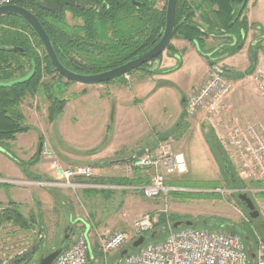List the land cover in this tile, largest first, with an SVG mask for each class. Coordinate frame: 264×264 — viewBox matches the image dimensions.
<instances>
[{"label":"rangeland","instance_id":"1","mask_svg":"<svg viewBox=\"0 0 264 264\" xmlns=\"http://www.w3.org/2000/svg\"><path fill=\"white\" fill-rule=\"evenodd\" d=\"M152 8L156 11H162L166 9V5L163 4L161 0H155ZM65 21L70 26L81 25V21L72 17V15L68 12L65 13ZM2 23H4V25L0 24L1 28H3V26L5 28V25H7V28L11 27V29H14L11 24L14 26L18 24L17 20H14L13 18L6 19ZM255 36L258 35L256 34ZM30 41L34 44L35 40L31 39ZM36 51L38 53L42 52L39 48H37ZM225 54L226 53L223 55ZM257 54L258 51L254 48L247 52H242V55L234 61L235 72L238 75L246 74L249 70L248 67L251 64L253 57L255 58ZM180 63L181 66L179 69H176L174 72L164 76V82L167 83L165 88L151 92L146 91L142 94L135 93L136 96L134 98H130V101H142L141 106L140 103L135 105L134 120H138L136 117H138L139 120L131 121L132 134L135 135L133 132V130H135L138 134L137 137H139V130L141 129L142 132L143 129V142L148 141L151 137L152 139L156 137L154 140L155 142L152 144L153 146L150 145L148 149L153 148L159 143H164L169 145L174 152L182 153L186 159L187 172L181 176L169 177L166 181V184H172L174 182L178 184L176 185L177 187H174L176 189L174 190V193H170L167 197V210L169 212L171 225L177 222L192 221L194 222V226H192V228L220 230L224 232H237L238 230L242 231L241 233L245 235L247 234L246 230L248 229V225L251 223L250 228L255 233L252 227L253 221L250 220L246 209L239 205L237 202L238 199L235 198L233 194L237 195V193L245 191L251 197L254 209L259 213L256 222L264 223V196H260L259 194L262 190L251 188L249 183L245 182L247 190L229 187L226 176L222 171L220 158L224 156L235 169L234 152L225 143V126L230 125V120L232 119L239 125L246 123H260L264 127V105L261 101L245 102L243 105L244 109L242 111L244 118L247 120L245 123H241L233 115L231 105H229L227 101H225V103L227 104L229 110L227 115L221 119V122L216 121L215 118L213 119L212 117L204 115L202 112L198 113L194 117L187 118L183 115L184 110L181 108L179 103L182 98L186 100L189 95L196 90L190 91V88L195 85L198 80H200L204 69L201 60L193 55H185L181 61H178L179 65ZM211 69L213 68L210 67L208 72ZM223 74L231 86L229 90L230 93L232 84L225 73ZM142 75V72H135L132 75H129L130 77L128 81H126L123 76L113 81L123 85V83H130L132 78L137 80ZM150 77L156 85L158 81L153 78V76ZM205 80L206 78L201 79L198 88ZM244 80L247 85H253L249 78L245 77ZM42 81L46 84L47 89L44 90L43 88H40L35 96L27 97L23 100L31 101L30 106L32 111L37 108L38 101H41V104L42 102L47 101L45 96L46 92L58 100L96 101V90L99 89L97 88L99 84L85 85L73 83L68 82L63 78H59L58 76H43ZM83 89H87L88 93V96L84 98L81 97V91ZM129 92L131 93V90ZM39 106L37 108L38 114L40 110ZM34 120L40 125L37 118H34L33 121ZM80 131L81 130L79 129V132ZM121 132L124 133L122 128L120 129V134H122ZM163 138H166L165 141ZM140 139L141 138H139L138 141ZM130 142H132L131 139ZM6 144L7 142L5 145ZM43 145H46L45 148L49 150V146L46 143H41L40 155L42 158L43 156L41 153ZM52 154V160L43 159L51 163L50 172L51 178L53 179V162L57 161L53 152ZM123 166H125V164H123ZM125 172L127 175H130V173H127L126 170ZM78 179H76V182ZM6 180L9 181V179ZM11 180L26 181L29 179L23 178ZM1 184L4 185V182L0 179V185ZM167 185L170 186L169 184ZM179 185H186L190 187L192 185V187L194 186L195 188H180L178 187ZM12 187L19 189H47L45 187H38L34 185H12ZM6 189L7 187H2V191L4 193H7ZM55 189L68 192L67 194L60 193L58 196L56 193L47 205L45 204L46 202L43 203L41 201L40 204L43 205L44 208H39L40 218L37 219L34 214H31L30 212L25 213L22 209V212L24 213L23 217L28 223H31L29 225H32L30 229L22 230L11 224H0V241L3 243L4 248H6L5 253L7 252V255H11L21 249H25L29 252L34 244L38 243L34 254L24 259V261H22V258L16 257L10 264H37L41 256L49 254L58 247L63 238L64 230L70 226L71 223L74 227L70 240L80 232L81 226L84 227L85 224L90 221L93 223L94 220L99 222V227L95 226L97 229H107L110 231L121 229L123 232H126L129 235V245L136 240L133 239L130 223L134 216L142 213H137L133 216L131 215L130 217L123 214V217L129 220H127L123 226L113 227V225L105 223L106 220L104 217L113 210L121 212V208L125 207L123 202L116 201L117 198H107L105 193L96 192L97 199H94L95 202H93L92 198L86 196H91L93 194L89 193L82 196L80 194V188L77 190L74 189L75 191H73L71 188L66 189L58 186V188ZM51 200L53 201V204L51 203ZM158 200L160 201L161 209L164 206V201L162 199ZM96 218L100 219L98 220ZM160 218L159 231L153 239L150 238L151 232L147 233L142 246L147 244H158L165 240L167 233L163 227L164 217L160 216ZM153 232L155 233L156 231ZM248 243V245H250V241H248ZM247 251L249 255H251L250 252H253L254 249H247ZM2 252H4V250ZM130 252L133 251L131 250ZM120 258L121 254L114 253L108 256V262L109 264H121L119 261Z\"/></svg>","mask_w":264,"mask_h":264},{"label":"crops","instance_id":"2","mask_svg":"<svg viewBox=\"0 0 264 264\" xmlns=\"http://www.w3.org/2000/svg\"><path fill=\"white\" fill-rule=\"evenodd\" d=\"M244 18L247 24V32L243 48L235 54L224 55L218 61V65L222 67L223 73L232 84V89L224 101L231 105L233 115L241 123L247 121L242 113L244 103L247 101H261V97L254 85L249 86L245 83L244 78H248V75L244 74L240 77L241 74L238 75L235 72L234 61L242 55V52L254 48L258 51V54L251 61L248 69L253 64H255L254 67H264V0H248ZM256 34L258 36H255ZM226 39V36L215 34L213 38L206 40V44L209 48H214L219 52L224 49L223 46H228ZM170 45L172 47L171 51L168 53L165 51L158 59L157 69L160 73L153 76L158 81L156 85L150 79V76L146 77L145 75L137 80L132 78L134 83L131 80L130 83H123V85L115 81L99 84L97 87L99 89L96 90V101H65L62 111L53 120L48 118L50 101H44L42 104L41 101H38V106L40 105L39 114L38 106L32 111L31 101H23L19 106V111L24 124L29 127V131L17 134L13 140L7 142L5 148L0 147V179L24 178L50 181L52 179L51 163L44 160L39 152L41 143H46L49 150L54 153L56 163L60 166L64 168L90 166L93 169L94 176L91 180L78 179L77 181L86 186L80 191L82 196L89 193L93 194L86 196L92 198V201L95 202L94 199H97L96 192H102L105 193L107 198H117V202L121 201L125 204V207L121 208V212L113 210L106 215L104 219L107 222L105 221V223H109L113 227L123 226L129 220L124 218L123 214L130 217L137 213H157L160 209V201L158 199H145L142 193L136 189L148 183L150 172L148 170H138V173L134 171L127 175L125 172L126 164L123 166V164L109 163L116 161V159H126L142 149H148L155 142L156 137L153 139L151 137L146 142L142 141L144 138L142 135L143 129L142 132L141 129L139 130V137H137L138 134L135 130H133L135 135L131 132V121L139 120L138 117H136L138 120H134L135 105L139 103L140 106L142 105V101H130V98L136 96L135 93L142 94L146 91L151 92L165 88L167 83L164 82V76L169 74L166 71L171 70V72H174L179 69L181 63L179 65L178 61H181L185 55L196 56L201 60L204 69L202 77L190 88V91L197 89L201 79L206 78L208 69L211 66L199 55L193 45L177 38H173ZM231 49L232 47L228 46V53ZM127 90H131V93ZM87 94V89L81 91V97H87ZM34 118H37L40 125L35 120L33 121ZM121 128L124 130V133L121 132L122 134H120ZM139 138L141 139L138 141ZM130 139L132 142H130ZM33 159H38V161L30 164ZM123 178L135 183L132 185H118L110 182ZM101 185L115 188H95ZM0 186V204L14 203L19 207L23 216L22 209L25 213L34 214L37 219L40 218L39 208H44L40 204L41 201L46 202L47 205L56 193L58 196L60 193L67 194L68 192L56 189H19L8 184ZM2 187H7V193L2 191ZM51 203L53 204L52 200ZM96 219L99 220L100 218ZM98 223L97 220H94L93 223L91 221L87 222V225L88 228H96L99 227ZM84 229L85 227L81 226L80 231ZM114 232L123 231L118 229ZM128 246L129 244L123 250ZM121 252L117 254H121ZM253 252H250L251 255ZM249 264H255L252 256H250Z\"/></svg>","mask_w":264,"mask_h":264},{"label":"trees","instance_id":"3","mask_svg":"<svg viewBox=\"0 0 264 264\" xmlns=\"http://www.w3.org/2000/svg\"><path fill=\"white\" fill-rule=\"evenodd\" d=\"M40 1L20 2L17 5L35 15L49 36L60 63L78 74L102 73L143 55L158 43L165 26V9L154 10L152 6L155 0H76L75 5L63 6L54 11L42 5ZM242 2L243 0H178L174 38L193 45L209 66L212 62L208 57L209 49L206 40L213 38L215 34L227 36L233 40L232 49L228 54L239 52L243 48L247 32L245 10L237 18ZM66 12L79 19L81 25L70 26L65 21ZM9 18L17 20L18 24L16 23V26L11 24L14 29L11 27L8 29L7 25L5 28L0 27V46L17 47L23 52L0 51V81H10L24 76L30 70L32 60L36 64V70L28 82L9 88H0V147H5V143L13 140L17 134L29 131V127L23 122L19 106L25 98L35 96L40 88L47 89L42 77L62 78L51 65L37 36L22 20L14 16H4L0 17V24L4 25L2 22ZM30 38L35 40L34 44L31 43ZM37 48L42 52L38 53ZM171 49V45H168L166 52H170ZM254 66L255 64L250 67L246 75L249 76L253 72ZM151 68L152 64H147L130 72L129 75L135 72H142L145 76L160 73L158 69L151 71ZM166 72L170 73L171 70ZM45 96L47 101H50L48 118L53 120L62 111L65 100H58L47 92ZM165 139L163 138L164 141ZM218 148L220 149L219 146ZM37 161L38 159H33L30 164ZM220 162L228 186L234 189H246V184L237 177L231 163L224 156L220 158ZM225 167L232 174L234 182L227 175ZM138 172L136 170V173ZM110 182L118 185L135 183L126 178ZM167 184L172 187L178 185L176 182ZM249 186L255 189L264 188V182L250 183ZM178 187L195 188L192 185ZM259 194L264 196V192ZM233 195L236 198V195ZM237 202L241 207L243 206L239 201ZM0 206L4 207L0 212V224H11L22 230L31 228L32 225H29L31 223L23 217L16 204H0ZM159 225L160 220L153 229L156 233L160 229ZM250 225L251 223L245 235L238 230L228 233L238 236L247 249H254L256 238ZM244 237H248V240ZM37 245L38 243L34 244V246ZM24 259L26 258H22V261Z\"/></svg>","mask_w":264,"mask_h":264},{"label":"built area","instance_id":"4","mask_svg":"<svg viewBox=\"0 0 264 264\" xmlns=\"http://www.w3.org/2000/svg\"><path fill=\"white\" fill-rule=\"evenodd\" d=\"M33 0H0V7L17 5L20 2ZM166 5L167 0H161ZM129 74L123 75L128 81ZM250 82L258 89L264 105V67L257 66L249 75ZM231 86L223 72L211 69L204 83L186 99L184 114L187 118L202 112L204 115L221 119L227 115L228 106L224 99ZM225 143L235 155V172L245 183L264 182V127L260 123L239 125L230 120L225 126ZM43 145L44 159H53L51 150ZM53 179L40 180H1L8 185H34L55 189L58 186L66 189L86 188L76 179L90 180L94 176L90 166L62 168L53 162ZM136 170H148V183L139 190L145 199H162L164 206L155 214L142 213L134 216L130 223L133 239L152 233L160 216L164 217V229L167 236L158 244L140 246L120 258L121 264H249L250 256L242 240L228 232L220 230H203L192 227L172 229L167 210V197L176 190L166 184L169 177L181 176L187 172L186 159L182 153L174 152L169 145L159 143L153 148L145 149L141 157L134 158L126 164L127 173ZM59 184V185H58ZM97 189H112V186H96ZM75 189V190H74ZM264 192V188H257ZM247 190V189H245ZM245 192V191H243ZM4 207L0 206V212ZM255 234V247L252 254L255 264H264V243ZM132 239V240H133ZM1 240V233H0ZM92 240V241H91ZM126 232H114L90 227L88 232L80 231L70 241L52 264H109L108 256L120 253L128 244ZM4 250V252H2ZM0 241V264H10L14 258H23L28 251L21 249L11 255L5 253Z\"/></svg>","mask_w":264,"mask_h":264},{"label":"water","instance_id":"5","mask_svg":"<svg viewBox=\"0 0 264 264\" xmlns=\"http://www.w3.org/2000/svg\"><path fill=\"white\" fill-rule=\"evenodd\" d=\"M177 1L178 0H167L166 9H165V26L163 32L161 33V37L158 43L152 49H150L148 52L144 53L143 55L124 63L119 67L92 75H83L72 72L67 68H65L60 63L54 51L49 36L47 35L46 31L43 29L41 23L35 17V15L32 14L30 11L26 10L25 8L19 5L1 6L0 17L14 16L22 20L37 36L51 65L53 66L57 74L60 75L63 79L73 83H79L85 85H94V84L98 85L116 80L122 77L123 75L136 71L137 69L147 64H152L151 71L157 69L158 58L165 52V50L167 49L168 45L170 44L171 40L174 37L175 13H176ZM40 3L46 6L49 10L54 11L63 6H73L76 4V0H41ZM247 3L248 0H243L242 5L238 10L237 18H239L243 13V11L245 10ZM0 51L9 52V53L23 52L22 49L17 47H3V46H0ZM35 70H36V64L32 60L30 62V70L28 71L27 74L16 79H12L10 81H5V82L0 81V88H9L28 82L33 77ZM183 101H185L184 98H182V105H183ZM144 151L145 150L142 149L126 159L111 161L109 164L130 163L131 161L134 160V158L141 157L144 154ZM225 171L227 172V175L230 177L231 181L234 182L235 179L233 178L232 174L227 170V167H225ZM236 198L246 209L247 215L250 218V220L252 221L257 220L259 213L254 209V205L252 203L251 197L246 192H242V193L239 192L237 193ZM192 226H194V222L192 221L177 222L172 225V229L177 230L179 228L192 227ZM84 227H85V233H87L89 229L88 225L85 224ZM252 227L255 233L264 243V223L253 222ZM72 232H73V224L71 226H68L64 230L63 238L60 244L58 245V247L49 254L45 256H41L37 264H52V262L56 259V257L66 247L68 241L71 238ZM154 237H155V233L153 232L150 234V238L153 239ZM245 240H248V237H246ZM144 241H145V236H141L138 239H136L132 244H130L125 250L121 252V257L129 253L131 250L137 249L140 246H142ZM35 251H36V246H33L23 258L29 257L30 255L34 254Z\"/></svg>","mask_w":264,"mask_h":264},{"label":"flooded vegetation","instance_id":"6","mask_svg":"<svg viewBox=\"0 0 264 264\" xmlns=\"http://www.w3.org/2000/svg\"><path fill=\"white\" fill-rule=\"evenodd\" d=\"M227 37V36H226ZM174 38V37H173ZM227 41H228V43H227V45L228 46H232L233 45V43H232V39H230V38H228L227 37V39H226ZM170 45V44H169ZM223 45H225V44H223ZM207 48L209 49V54H208V57H209V60L212 62V65H211V68H215V69H219V70H221L222 71V67H220L219 65H218V61L220 60V58H222L224 55V53H226L225 55H227L228 54V51H227V49H228V47L227 46H223V50H221V51H219V52H217V50H215L214 48H209L208 46H207ZM165 51H167V49L165 50ZM162 56V55H161ZM223 72V71H222ZM185 100V99H184ZM180 106H181V108L184 110V108H185V104H186V100L185 101H183V105H182V99H181V101H180ZM183 115H185L184 114V112H183ZM257 220H255V221H253V222H256ZM72 236V235H71Z\"/></svg>","mask_w":264,"mask_h":264},{"label":"bare ground","instance_id":"7","mask_svg":"<svg viewBox=\"0 0 264 264\" xmlns=\"http://www.w3.org/2000/svg\"><path fill=\"white\" fill-rule=\"evenodd\" d=\"M2 185V184H1ZM254 245V244H253Z\"/></svg>","mask_w":264,"mask_h":264}]
</instances>
